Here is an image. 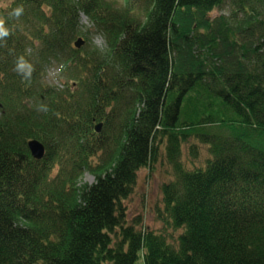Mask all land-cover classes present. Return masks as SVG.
<instances>
[{"label":"trees","instance_id":"obj_1","mask_svg":"<svg viewBox=\"0 0 264 264\" xmlns=\"http://www.w3.org/2000/svg\"><path fill=\"white\" fill-rule=\"evenodd\" d=\"M130 1L0 8L25 9L0 42V264H264V0ZM226 4L233 15L213 18ZM91 32L104 49L73 47ZM20 55L36 65L30 82L14 70ZM53 64L75 83L48 85ZM192 138L208 145L206 168L181 160ZM163 146L174 177L159 217L177 245L123 226Z\"/></svg>","mask_w":264,"mask_h":264},{"label":"rangeland","instance_id":"obj_2","mask_svg":"<svg viewBox=\"0 0 264 264\" xmlns=\"http://www.w3.org/2000/svg\"><path fill=\"white\" fill-rule=\"evenodd\" d=\"M119 5L129 4L130 0H115ZM7 0H0V8L5 7ZM234 8L230 4H226L223 8L217 9L213 13V18L218 16H231L234 13ZM84 31L89 28L86 18L81 19ZM85 39V38H84ZM84 46L91 44L97 47L98 50L105 48L104 38L97 32H91L88 38L85 39ZM83 46V47H84ZM73 71L58 64H53L46 69L45 82L50 86L64 87L66 84L75 83L72 77ZM193 146H196L197 153H192ZM211 158L208 145L201 143L198 139L192 138L188 143L182 145L181 160L184 166L188 169L206 168L207 160ZM172 166L168 163L167 152L165 146L160 150L156 161L150 168L141 169L138 173L137 183L134 187L133 193L124 201L126 208L125 223L126 226H134V229L139 231H154L162 233L166 236L169 242L176 243L179 231L166 226L159 217L164 211L163 195L161 192L162 184L173 179ZM81 183H93L95 176L85 171L80 179ZM137 264H143L142 259L139 258Z\"/></svg>","mask_w":264,"mask_h":264},{"label":"clouds","instance_id":"obj_3","mask_svg":"<svg viewBox=\"0 0 264 264\" xmlns=\"http://www.w3.org/2000/svg\"><path fill=\"white\" fill-rule=\"evenodd\" d=\"M24 12V6L23 4H20L12 8L11 12L8 13V16H0V42L6 41L14 33V26H9V19L12 17L18 19L24 14ZM14 70L24 81L30 82L36 72V65L26 56L20 55L16 59ZM37 110L47 112L49 109L47 105L41 104Z\"/></svg>","mask_w":264,"mask_h":264},{"label":"water","instance_id":"obj_4","mask_svg":"<svg viewBox=\"0 0 264 264\" xmlns=\"http://www.w3.org/2000/svg\"><path fill=\"white\" fill-rule=\"evenodd\" d=\"M82 44H83V41L81 38L75 41V46L77 48H79ZM101 127H102V124L99 123L95 126V130L97 132H100ZM27 145H28L29 151L33 158L38 159V160L42 159V157L44 156L45 148H44V145L40 141L36 139H32L28 141Z\"/></svg>","mask_w":264,"mask_h":264}]
</instances>
